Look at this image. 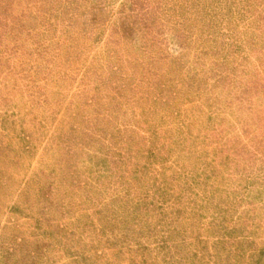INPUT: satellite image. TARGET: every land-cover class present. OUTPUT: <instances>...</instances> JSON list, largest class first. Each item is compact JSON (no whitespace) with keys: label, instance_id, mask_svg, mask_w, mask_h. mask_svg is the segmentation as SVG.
Segmentation results:
<instances>
[{"label":"rangeland","instance_id":"rangeland-1","mask_svg":"<svg viewBox=\"0 0 264 264\" xmlns=\"http://www.w3.org/2000/svg\"><path fill=\"white\" fill-rule=\"evenodd\" d=\"M0 264H264V0H0Z\"/></svg>","mask_w":264,"mask_h":264},{"label":"trees","instance_id":"trees-1","mask_svg":"<svg viewBox=\"0 0 264 264\" xmlns=\"http://www.w3.org/2000/svg\"><path fill=\"white\" fill-rule=\"evenodd\" d=\"M140 198H141V197H140ZM140 201H142V200H139V202H140ZM132 202H134V201H132ZM137 202H138V201H137ZM139 202H138V203H139Z\"/></svg>","mask_w":264,"mask_h":264}]
</instances>
